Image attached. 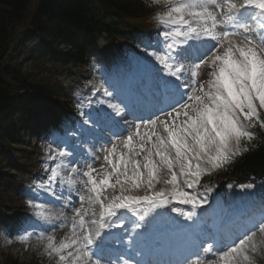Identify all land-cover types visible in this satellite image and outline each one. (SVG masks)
<instances>
[{
    "label": "snow or ice",
    "instance_id": "snow-or-ice-1",
    "mask_svg": "<svg viewBox=\"0 0 264 264\" xmlns=\"http://www.w3.org/2000/svg\"><path fill=\"white\" fill-rule=\"evenodd\" d=\"M160 5L163 11L153 15L160 47L147 54L173 78L163 82L171 98L170 110L160 109L166 119L153 113L155 118H139L132 131L113 132L119 144L108 141L111 147L100 149L108 165L102 172L69 147L71 132L52 137L43 148L46 180L27 205L37 221L52 228L38 230L33 223L15 242L25 251L29 245L39 249L50 264H145L135 258L145 255L142 233L129 234L121 249L117 246L124 241L111 232L122 227L125 213L143 221L148 209L178 203L191 206L182 213L191 221L206 201L189 190L250 150L256 136L248 129L258 125L264 131L259 115L264 110V0H150L147 6ZM205 65L207 78L198 83ZM99 103L116 116L128 109L103 99ZM81 115L87 117L84 124L95 122L92 113ZM103 119L119 123L111 113H103ZM41 192L52 199H43ZM57 230H65L60 239ZM260 246L264 200L235 238H219L203 228L188 232L166 246L167 258L157 264H254Z\"/></svg>",
    "mask_w": 264,
    "mask_h": 264
},
{
    "label": "trees",
    "instance_id": "trees-1",
    "mask_svg": "<svg viewBox=\"0 0 264 264\" xmlns=\"http://www.w3.org/2000/svg\"><path fill=\"white\" fill-rule=\"evenodd\" d=\"M95 1L103 10L111 7L113 9L111 0H0L1 107L8 108L23 88H30L17 74L2 65L4 52L14 30L21 25H29L28 31L40 37L75 45L84 32L83 29H75L90 20L92 12L100 11L93 5ZM29 5L33 9L30 10ZM5 113H0V118Z\"/></svg>",
    "mask_w": 264,
    "mask_h": 264
},
{
    "label": "rangeland",
    "instance_id": "rangeland-1",
    "mask_svg": "<svg viewBox=\"0 0 264 264\" xmlns=\"http://www.w3.org/2000/svg\"><path fill=\"white\" fill-rule=\"evenodd\" d=\"M13 42L14 43H12V46H11V49L8 55V58H10L9 61L12 62V65L19 64L20 62V65L23 67V70L32 72L34 74L43 75L48 67H46L45 64L39 62L38 60L33 59L38 54L37 53L38 46L36 45L37 41L31 40L28 43H23L21 42V39L18 38V39H13ZM100 43L101 41L99 42V44ZM25 143H28L31 147L30 146L22 147V149H24L22 153L23 154L22 157L18 151H14L12 153L13 156L11 157L10 163L12 161H17V163L19 164H24V162H26L27 164H30V163L34 164L35 158H33L32 156H29V154H26L25 150L28 149L32 151L34 150L32 149V147L33 148L35 147L33 146L32 143H30V138H28V136L25 137ZM2 164L8 165L5 159L2 161ZM4 197H5V200H7V204L12 206L11 211L15 209L19 210V205L23 204L21 202L22 196L20 192L16 189H14L13 191H10L9 193L4 192ZM54 211H57V210L55 209ZM66 211H71V210H66ZM56 223H59V222H56ZM6 228L10 235H14L10 231L8 224H6ZM49 230H51V228ZM61 231L64 232L65 230H61ZM61 231L55 232L57 239H60L63 236V234H61ZM15 246L16 245L12 243H3L2 240L0 239V264H50L47 257H42L40 255L39 249H34L32 252L28 254V256L26 254L14 255L12 249ZM261 250H262V247L260 246L259 251L253 257L254 264H264V258L262 259ZM10 258H12V260Z\"/></svg>",
    "mask_w": 264,
    "mask_h": 264
},
{
    "label": "bare ground",
    "instance_id": "bare-ground-1",
    "mask_svg": "<svg viewBox=\"0 0 264 264\" xmlns=\"http://www.w3.org/2000/svg\"><path fill=\"white\" fill-rule=\"evenodd\" d=\"M5 115V114H4ZM4 115H2V116H4ZM43 125L42 124H40V126L39 127H42ZM36 130H38L37 128H34V131H36Z\"/></svg>",
    "mask_w": 264,
    "mask_h": 264
}]
</instances>
